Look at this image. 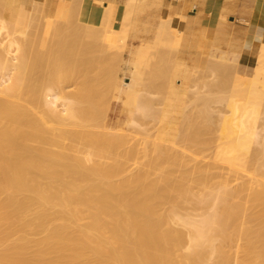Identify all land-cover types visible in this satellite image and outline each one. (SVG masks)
<instances>
[{
	"label": "bare ground",
	"instance_id": "6f19581e",
	"mask_svg": "<svg viewBox=\"0 0 264 264\" xmlns=\"http://www.w3.org/2000/svg\"><path fill=\"white\" fill-rule=\"evenodd\" d=\"M52 2L55 0H6L3 7L0 6V264H264V171L251 165L252 161L259 157L261 159V151L264 148V133H259L257 125L259 114H264V110L259 108L257 111L253 109L254 103L249 104L253 95L257 96L255 99L259 96L262 97L259 99L264 98V58L255 56L264 49V35L260 36L256 46L252 43L246 48L243 59L245 64H251L250 69L246 67L244 70H235L232 66L235 56L233 53L221 51L220 55H215L227 59L229 62L226 64L232 67L231 69L223 64V60L220 65L222 72L227 70L224 74L229 73V68L232 74H240L241 80L247 81L245 89H239L245 90L241 93L243 95H239L245 97L241 106L237 104L238 100L243 98H235L234 100H237L233 106L230 103L233 100L227 99V95L224 96V100L227 99L228 102L226 106L232 104L230 108L233 113L229 110V114L232 113L230 117L235 118V122L231 120L235 129L230 128L232 125L228 121L231 119L227 115L228 110L225 111L226 116H220L218 129L220 124L228 122L230 126L223 128L228 126L226 130L235 132L233 135L228 131L231 132L228 135L226 130L220 127L223 129L222 135H228L226 143L222 139L221 144L229 145L223 146L226 149L224 150L219 144L224 152L218 146L214 147L217 152L211 151L214 154L216 152V157L218 151H221L219 159L214 158L218 161L221 160L222 154L224 157L221 161L227 158L229 149L226 147L231 146L230 152L234 154L228 156L227 166L222 168L226 170L225 175L219 173L222 181H214L219 185L216 186L209 183L212 179L210 175L215 172L210 169L213 162L212 166L207 162L209 167L205 165L206 162H202L200 168L199 160L196 159V165L194 159L193 163L191 162L192 155L188 156L189 159L185 158L194 166L189 169V164L184 165L187 173L192 169L196 172L197 175L194 174L193 177L181 169L183 173L179 169L175 172L177 168L174 167L178 166L176 163L179 158L174 156L176 161L174 166L171 163L172 168L165 164L168 166L166 168H170H165L168 171L160 170V175L157 174L159 171L154 174L152 172L155 168L162 166L159 162L174 160V152L171 154L172 150L169 149L171 146L166 145L169 151L164 149L166 146L161 150V143L153 141L154 146H149L148 150L146 144L143 145V139L140 141L137 136L138 140L132 137L135 141L129 144L128 136L131 134L127 132L126 136L124 132L117 131L118 128L114 132L107 120L104 130H101L102 121V128L99 126V120L106 115L104 111L107 112L105 107L108 99L100 100V94L105 98L107 92H96L99 86L94 87H97L100 80L97 77L114 76L113 80L107 79L112 80L110 83L106 80L109 83H106V89H109L114 105L120 103L122 108L127 107L130 122H133L131 113L137 112L141 115L144 111L145 114L148 112L145 109H150L145 105L148 101L146 94H151V88L156 85L162 87L163 91V95L160 92L163 105L159 117L163 129L170 127L173 115L184 109L187 92L192 86L190 81L193 78V67L186 64L183 56L198 59L196 56L202 53L200 36L203 33L198 34V30L192 27L190 17L184 13L183 8H174L170 3L161 7V0H121V14L115 27L113 19L117 11V0H57L53 7ZM92 3L100 7L97 21ZM153 8L156 12L150 14ZM226 10L224 9V12ZM148 12L152 17H157V23L152 27L153 22L147 20L150 15L145 14L147 17L144 22H151L152 27H149L151 37L145 38L138 34L136 23L142 14ZM224 12L219 14L222 19L226 17ZM26 14L32 16L29 21L23 23ZM183 21H186L184 29ZM144 30L147 29H143L145 33ZM81 39H86L85 46L91 40L97 42L100 48L94 41L91 44L95 43V49H101V54L105 56L102 61L107 65L101 63V54H97L100 56L97 60L101 61H98L99 65L106 67V71L103 65V70L101 69L105 73L99 70L98 65V74L94 75L93 69L90 72L91 60L97 64V60L91 55L90 61H87L85 55L89 68L82 67L84 63L80 60L77 64L76 57L74 58L76 49L81 46L77 52L83 53L82 49L88 52ZM213 42L225 41L217 37ZM76 44L78 47L74 51ZM89 47L88 45V49ZM62 48L66 49L64 53ZM213 52L215 53L212 49L208 54L213 55ZM80 53L75 55H78L77 59H80ZM71 55L75 59L74 64L69 63V60L72 61ZM60 58L68 59V63L74 68L69 65L71 70H68L70 68L59 61ZM82 59L84 60V56ZM64 62L67 63L65 60ZM75 64L78 67L82 65L81 69ZM112 65L117 67L114 68L117 70L114 74H111ZM211 67L213 72L214 67ZM86 68L88 73L85 72ZM72 69H75V74ZM77 69L81 72L85 70L84 75L93 74L91 78L95 86L87 83V75V78H83L86 79L84 81L87 87L89 85L94 88L89 90L96 92L99 98L84 89L86 87L82 88L85 85ZM100 72L105 75L101 76ZM223 77L221 82L224 81ZM80 83L82 86H78ZM103 83L101 80L99 84ZM71 85L81 87L85 93L71 89ZM238 85L240 84L238 83L237 87ZM102 89L104 90L105 86L103 88L102 85L100 90ZM191 89L193 91L194 88ZM198 92L194 93V97L201 99ZM83 95L85 98L87 95L86 100L89 105L93 103L94 107L90 105L89 108L88 104H84ZM209 96L214 95L211 93ZM95 97L96 101L92 100ZM212 97L210 99L214 101ZM97 102L106 105L104 110L98 111L103 112L101 115L95 110V107L100 109L95 106ZM107 103L109 106V102ZM201 114L203 113H200V119L207 115L205 113L201 117ZM262 119L261 128H264V116ZM200 121L202 123L203 120ZM98 126L100 128H97ZM195 131L191 133L192 137L189 133L185 135L187 132L181 136L191 139L197 132L204 133L198 129ZM164 132L159 134V139H163L161 134ZM206 136L204 141L196 138V145L198 142L197 146L202 149ZM223 136L218 134L217 140L220 141ZM207 140L209 142L213 138ZM227 142H231V145ZM188 143L190 145V142ZM256 144L260 145V148L255 146ZM205 147L207 148V145ZM146 149L150 151V155L154 150V156L152 154L148 157ZM211 157L214 161L213 156ZM139 158H144V166L155 167L153 171L150 172L151 167L147 169L132 165L137 163ZM215 162L217 163L216 160ZM262 163L261 166L264 161ZM204 167H208L212 173L208 170L205 172ZM169 171L182 174L176 175L179 177L176 178L171 176ZM232 180L238 181L230 187L229 182ZM190 182L193 185L203 183L200 184L201 187L195 186L199 191L206 188L204 186H207L209 191H215L211 192L213 194L202 192V195L194 190L198 195H191L188 192L195 187L191 185L189 189L190 185L187 186ZM209 184L212 185L211 188ZM185 193L189 199L195 196L194 200L197 202H193L194 206L200 202H209L208 205L212 209L207 205L211 210L206 209L205 213L200 212L201 214L196 212L197 216L199 214L196 219L191 216L190 211L186 210L188 214L179 212L178 207L184 209L181 201L186 197ZM198 205L195 206L196 210ZM36 232L42 235L32 236Z\"/></svg>",
	"mask_w": 264,
	"mask_h": 264
},
{
	"label": "rangeland",
	"instance_id": "374dc122",
	"mask_svg": "<svg viewBox=\"0 0 264 264\" xmlns=\"http://www.w3.org/2000/svg\"><path fill=\"white\" fill-rule=\"evenodd\" d=\"M3 0H1L0 1V6H2L3 7V5H4V3H5V1L6 0H4V2H2ZM57 0H55V2H56ZM55 2H52V7L53 6H55L54 4H55ZM1 8V7H0ZM156 10V9H155ZM154 10V8L153 9H151L150 10V14H153V13H155L156 11ZM194 9H192V11H193ZM155 11V12H154ZM152 12V13H151ZM189 12H191V11H189ZM120 14H121V9H119L118 10V12L117 13H115V15H114V19H113V22H114V25H115V27L117 26V24H118V19H119V17H120ZM145 14H147V16L148 15H150L149 14V12L148 13H144V14H142L141 16H140V18L138 19V21H137V23H136V27H137V29L140 31V29L142 28V30L139 32L138 31V34L140 33L141 34V36L142 37H145V38H149V37H151V35L150 34H152L151 33V31L149 30L150 28H152V27H154L155 25H156V23H157V17H152L151 15L148 17L149 19H147V20H149V21H152L153 22V24H152V27H151V22H149V21H147V23L146 22H144V21H146L145 20V18L147 17ZM31 16L32 15H29V14H26L25 15V18H24V21H23V23H26L27 21H29V19L31 18ZM225 16H226V14H225ZM154 18V20H150V19H152V18ZM224 20H226L227 19V17H224L223 18ZM145 23H143V22ZM141 23V26H140V23ZM22 23V24H23ZM147 24V25H146ZM150 25V26H149ZM31 26H32V23H31ZM143 26V27H142ZM147 27V28H146ZM150 27V28H149ZM32 27H29V29H31ZM28 29V30H29ZM71 29H72V27H71ZM143 29H147V30H144V31H146L145 33L143 32ZM29 31H31V30H29ZM149 33V34H148ZM139 34V35H140ZM28 37H30V36H28ZM205 35L204 34H201V36H200V43H201V46H203V47H201L200 48V50H201V52L202 53H200L199 55H197L196 56V58H198L197 60H195V58H192V59H190L189 60V66L192 68L193 67V75H192V80L190 81V85H192L190 88H189V92H187V97H186V101H185V106L183 105V110H185V112H183V110H181V112H179V113H177V114H175V115H173V117L171 118V125H170V127H168V128H162L161 127V123H160V109H161V107H162V102H161V100H162V96L160 95V92L162 93V95H163V91H162V87H158L157 85L154 87V88H151V94H146L147 95V99L146 100H148L150 103H148V101H146V103H145V105H146V107H150V109H148V108H145V109H147L146 111H148V112H146V114H145V111H144V113L142 112V114L140 115L139 113H137V112H133V113H131L132 115V120H133V122L131 121L130 122V118H128V115L130 114L129 113V111L127 110V107L125 108V106H123V108H122V105L119 103V104H116V105H114L112 102H113V98H112V95H110L109 93V89L107 90L106 88L108 87V85L107 84H109L112 80H113V78H114V76L113 75H110L109 77H105L104 75H102V73H105V72H103L102 70L104 69V71H106L105 70V65H107V63H105V61H102V60H104L105 58V56H103L102 54H101V49H98V48H100L99 47V45L97 44V42L95 41V40H91V42L93 43V41L96 43V45L98 46V48L97 49H95V43L94 44H91V42L89 41V44H88V41L86 42L90 47H89V49H88V45L87 46H85L86 44L84 43L85 41H86V39H85V41L83 40L82 41V39H81V41H82V43H84L83 44V46H85V47H87V48H85V47H82V48H85V49H87L88 50V52H89V54H86V53H88V52H85V50L83 51V49H82V51L81 52H83V53H80V52H77V50H79L80 49V47H78L77 46V44H76V46L74 47V51H75V49H76V52H74V53H80V55L83 57L84 56V60L82 59V57L80 56V59H77V58H79L78 57V55L77 56H75L76 54H74V58L76 57V62H78L77 64H79L80 62H82V63H84L85 65L87 64L88 65V62L87 61H90L92 58H93V56H94V59L95 60H97V58L99 59V55L101 54V57L103 58H101L100 60L102 61H100V60H97V64H95V61H93V59L91 60V62L92 63H94L93 65H91L92 63H90V72H92L91 71V69H93V74L95 75V74H98L97 72H98V69L99 70H101L102 69V65L103 64H105V65H103V69L101 70L102 71V73L100 74L101 76H104V78L102 77H97V78H99L98 80H99V83H101V80H103V84H99L98 83V85H97V83H96V85H97V87H94V88H98V86H99V90L97 91L96 89V92H99V93H106L107 92V95H104V96H106L105 98H103V95L102 94H100V96H101V98H100V100L101 99H104V100H106L107 101V99H108V101L107 102H109V106H108V103L106 102V104H107V106L105 105V104H103V105H101L102 103L101 102H97V103H95V104H97V105H95V106H98V108H100V109H97L96 107H95V110L97 111V113H98V111L99 110H104L105 108H107L106 110H107V112L106 111H104L105 113H106V115L104 114V116H103V120L101 119V120H99V122H100V124H99V122H98V124H99V126L101 125V121L103 122L102 123V129L101 130H104L105 128H104V123L106 122V120H107V122H108V124H109V126H111L113 129L112 130H115L116 128H118V130L117 131H119L120 133L121 132H124V134H126V136H127V134L129 133V134H131V135H133V136H131V135H129L128 137H129V140H130V143L129 144H131V142L133 143L135 140H133L132 139V137L134 138V137H140V141L142 140V142H143V145L144 144H146L145 146L147 147V149L149 150V146L151 147V146H154V144H153V141H158V142H160L161 143V145H159V146H161L162 148H161V150L164 148V146H166V145H168V146H171V148L169 147V149H171L170 151L172 152L171 154H173V152H174V154L172 155V158H174V160L173 161H167V163H166V161H165V163H162V162H164V161H161V162H159L160 163V166H161V168L160 167H158L156 164H155V166L156 167H158L157 169L155 168V167H153V168H155V171L154 172H152V173H154V174H156L155 172H157V171H159V173L157 172V174H161V171L160 170H163V172H166V171H168V170H166V169H170V168H166V166L167 165H171V163H173L172 165L174 166V163H175V157H176V159H178L177 160V162L178 163H176V164H178V166H176L175 165V167L174 168H177V170H175V172H177L178 171V169H179V171H181V170H183V172L184 173H187V169L185 170V166L187 165L188 166V164H189V169L190 168H192V166H193V164L191 165V163H189V162H187L186 160L187 159H189V157L188 156H190V155H192L193 156V158H192V156H190L191 157V162H192V160L194 159V165H196V163L195 162H197L198 160L201 162V163H199L200 165H199V167L201 168V166H202V162L203 163H205L206 162V164L205 165H209V164H207V162L209 161L210 162V164H211V162H213L212 164H213V166H212V164H211V166L212 167H210V169H212V172H213V169H214V171L215 172H213V175L211 176L210 175V177L212 178L211 180H210V178H208V181L210 180V182L209 183H211V184H214V185H216L217 183H219V181H220V183H221V181H222V177L220 176V174L221 175H225V172H226V170L225 169H223L222 170V168L223 167H225V166H227V163H228V156L230 155V154H234L233 152H230V148H231V146H230V148L229 147H226V148H228L229 150H228V153H227V160L226 159H224V161H221L222 160V158L224 157V155L222 154V158L220 157V159L221 160H217V159H219V156H221V151L219 150L220 148H221V150H222V152H224V150H226L224 147L226 146V145H229V144H225L226 142H225V140L227 141V136L229 135V133L231 134V132H232V130L231 129H229V130H226L227 128H229L228 126H230V125H232V124H234L233 122H235V120L233 121V119H235L233 116L234 115H232V117L233 118H231L230 116H231V114L233 113L232 112V108H230V106L232 107V104L233 103H235L236 102V100L237 99H240V98H243V99H240V100H242V101H240V100H238V106L240 105H242L243 103L242 102H244V96H239V95H243V94H241V93H243L242 91H244L245 92V90H240L239 91V89L240 88H242V89H245V86L247 85V81L246 80H241V78L239 77V75L237 74H232V67H230V66H228L229 64H226L227 62H229L227 59H222V58H220V57H215V55L217 54V55H220V53H221V51H223L224 53H233L235 56H234V60H233V62H232V66H233V68L235 69V70H239L241 67H240V65H241V61H244V59H243V57H244V54H245V52H246V46H241V45H235V47H234V45L232 46L229 42L227 43V45H229V46H232L229 50H223V46H224V44L223 43H225V42H220V43H217V42H211V43H206V39H205ZM80 40V39H79ZM79 40H77V41H79ZM77 43V42H76ZM80 43V45H81V42H79ZM91 44V45H90ZM79 45V44H78ZM245 45V44H244ZM92 48V49H91ZM216 48V49H215ZM213 49V51H215V53L213 52V55H210V54H208V52L209 51H211ZM63 50V53H64V51H66V49L64 50V48H62L61 49V51ZM99 50V51H98ZM97 51V52H96ZM98 52H99V55H97L98 54ZM92 53V54H91ZM83 54V55H82ZM85 55H87V61H85ZM92 56V58L90 59L89 57H91ZM96 55H97V57H96ZM255 56L256 57H259V59H262V58H264V49L263 50H261V51H259V52H257L256 54H255ZM70 58H72V61L71 60H69V63H73L74 64V62H75V59L73 58V56L71 55V57ZM209 58V59H208ZM216 58H217V60H216ZM61 59V58H60ZM89 59V60H88ZM206 59H208V60H206ZM222 59V60H221ZM64 60L67 62V63H65L64 62ZM78 60V61H77ZM79 60H80V62H79ZM216 60V61H215ZM223 60L225 61V62H223ZM59 61H62L63 62V64H67V66L70 68V66L69 65H72V64H69L68 63V59L66 60V59H61V60H59ZM71 61V62H70ZM98 61L99 62H101V63H103V64H101V65H99V63H98ZM214 61V62H213ZM220 63H219V62ZM186 62V61H185ZM204 62H205V64H204ZM209 62V63H208ZM222 62H223V64L225 63L226 65H227V67H229V68H231V69H229V68H227L228 69V71H229V73L228 74H224V73H227V70H226V72L223 70V72H222V70L221 69H223L222 67H221V65L220 64H222ZM262 62H264V61H262ZM84 64H82V65H80V66H82V67H88L87 65L86 66H84ZM99 66V68H98V66ZM211 65L214 67L213 68V72H212V70H210L212 67H211ZM67 66L66 65H64V67H65V69H67ZM75 66H77L76 64H75ZM80 66L78 67V69H81L80 68ZM95 66H97V67H95ZM113 66V71L111 70V74H114V73H116V69H117V67L115 66V65H112ZM115 66V67H114ZM195 66V67H194ZM205 66V67H204ZM211 68H210V67ZM72 68H74L73 67V65L71 66ZM77 67H75V68H77ZM96 69H95V68ZM105 67V68H104ZM223 67H224V65H223ZM89 68V67H88ZM98 68V69H97ZM114 68H116V69H114ZM197 68H199V69H197ZM201 68V69H200ZM208 68V69H207ZM225 68H226V66H225ZM76 70V71H78V72H80V74L82 75L81 77L83 78V76H85L86 78H87V76H88V80H87V83H89V85H91V86H95V82H92L93 80H92V78L91 77H93L92 75V73L90 74V72H89V74L91 75H84L85 73H84V71L85 70H83L82 72L81 71H79V70ZM111 69H112V67H111ZM205 69H207L206 71H205ZM218 69H219V71H218ZM68 70H71V68L70 69H68ZM73 70V69H72ZM116 70V71H115ZM197 70V71H196ZM220 70H221V72H220ZM75 71V69L73 70V72ZM115 71V72H114ZM209 71V72H208ZM77 72V73H78ZM85 72H87L88 73V69L86 68V71ZM95 72V73H94ZM197 72V73H196ZM211 72V73H210ZM214 72H215V74H216V76H215V74H214ZM231 72V73H230ZM202 73V74H201ZM222 73V74H221ZM74 74H75V72H74ZM200 74H201V76H200ZM232 74V75H231ZM76 75H78V74H76ZM206 75V76H205ZM208 75V76H207ZM212 75H214V76H212ZM232 76V78L230 77V76ZM223 77V82H221L222 81V77ZM80 77V76H79ZM80 77V78H81ZM90 77V78H89ZM204 77V78H203ZM212 77H213V79H212ZM241 77H243V75L241 76ZM79 78V79H80ZM96 78V76H94V80H96L95 79ZM108 78H110V79H112V80H107ZM211 78V79H210ZM226 78H228V79H226ZM238 78H240V79H238ZM84 79L85 78H83V84L85 85V86H82V84L80 83L78 86H82V88L83 87H86V88H84V89H86L87 91L90 89V90H93L94 88H91V86H89L88 85V87L86 86V84H85V81H84ZM216 79H218V80H216ZM230 79H233V80H230ZM86 80V79H85ZM106 82H105V81ZM89 81V82H88ZM156 81H158V79H156ZM237 82V83H235V82ZM96 82H97V80H96ZM197 82V83H196ZM216 82H219V83H216ZM231 82L233 83L232 85H231ZM107 83V84H106ZM193 83H195V84H193ZM214 83V84H213ZM223 83H225L226 85H224ZM229 83V84H228ZM234 83L236 84V85H234ZM240 84V85H238V87H237V84ZM105 84V85H104ZM103 85V88H104V86H105V89L103 90L102 89V91L100 90V87ZM217 85H222L223 87H218ZM228 85V86H227ZM230 85V86H229ZM234 85V86H233ZM74 87V86H72L71 85V89H78L79 91L82 89L81 87ZM160 86V85H159ZM74 87V88H73ZM198 87V88H197ZM229 87H231V89L229 88ZM234 87V88H233ZM88 88V89H87ZM191 88H194L193 89V91H199L198 93H199V95H200V97H201V99H197V98H195L194 96H195V92H193L192 91V89ZM196 88V89H195ZM201 91H200V90ZM223 91H222V90ZM89 90V92H91L92 93V95H95L97 98H99L98 97V94L96 93V92H94V91H90ZM214 90V91H213ZM226 90H228V91H226ZM238 90V91H237ZM154 91H155V93H154ZM158 91V92H157ZM216 91V93H214ZM226 91V92H225ZM81 92H82V90H81ZM191 92V93H190ZM236 92H237V94H236ZM239 92V93H238ZM83 94L85 93L84 92V90H83V92H82ZM91 93H89V94H91ZM154 93V94H153ZM211 93L215 96H209V95H211ZM234 93V94H233ZM229 94H230V96H229ZM108 95H109V98H111V99H109L108 98ZM202 95V96H201ZM205 95V96H204ZM226 95H227V97H226ZM233 95V96H232ZM236 95H237V97H236ZM90 96V95H89ZM161 96V97H160ZM193 96V97H192ZM208 96V97H207ZM218 96V97H217ZM223 96V97H222ZM224 96L228 99L229 98V100H233V102L231 101L230 103H232V104H229L228 105V107L230 108H228L227 106H226V103L228 104V102L226 101V100H224ZM229 96V97H228ZM93 98L92 100H95V99H97V98ZM206 98V100H204L205 98ZM212 97V99L214 98L215 100L213 101V100H211L210 98ZM255 97L257 98V96H254L253 95V97H251L252 98V100H251V102L249 103V99H248V103L249 104H251L252 105V103H254L253 104V109H255V110H257V109H259V108H261V109H259V110H264V98L263 99H259V98H262V97H260L259 96V98L258 99H255ZM264 97V96H263ZM83 98H84V104L85 105H87V106H89V108H90V105H92V107H94L93 105V103L92 104H90L89 105V103H88V100H86L87 99V95H86V98H85V95H83ZM90 98H92V97H90ZM150 98V99H149ZM161 98V99H160ZM195 98V99H194ZM208 98V99H207ZM235 98H237L236 100H234ZM216 99H217V101H216ZM92 100H91V102H92ZM158 100V101H157ZM211 100V101H210ZM228 100V101H229ZM96 101V100H95ZM98 101V100H97ZM196 101V102H195ZM205 101V102H204ZM235 101V102H234ZM239 101H240V103H239ZM247 103V104H248ZM186 104H187V106L188 107H186ZM197 104V105H196ZM210 104V105H209ZM152 105V106H151ZM190 105V106H189ZM191 105H192V107H191ZM206 105V106H205ZM106 106V107H105ZM233 106H235V104H233ZM105 107V108H104ZM155 107V108H154ZM159 107V108H158ZM185 107H186V109H185ZM197 107V108H196ZM202 107V108H201ZM187 108L189 109V110H187ZM200 108V109H199ZM207 108V109H206ZM211 108V109H210ZM196 109H198V110H196ZM226 109V110H225ZM94 110V109H93ZM92 110V111H93ZM200 110H201V112H200ZM202 110H203V112H202ZM205 110H207V111H205ZM223 110V111H222ZM228 110V111H227ZM229 110H230V112H232L231 114H229L230 112H229ZM96 111H95V113H96ZM150 111V112H149ZM191 111V112H190ZM199 111V112H198ZM213 111V112H212ZM225 111H227V115H229V119L230 120H228V119H226V120H228V121H230L229 123H231L230 125L228 124V122H226L227 124H220V126H219V129H218V122L220 121L219 119L221 118L220 116H222L223 114V116H226V114H225ZM258 111V110H257ZM183 112V113H182ZM193 112V113H192ZM194 112H197V113H195L194 114ZM96 113V114H97ZM152 113V114H151ZM182 113V114H181ZM189 113V114H188ZM200 113H203V114H207V115H205V116H203L202 117V115L203 114H201V119H200ZM221 113V114H220ZM94 114V113H93ZM101 114H103V112H99L98 113V115H101ZM155 115V116H154ZM196 116L197 118H194V116ZM199 116V117H198ZM211 116V117H210ZM214 116V117H213ZM263 116H264V114L263 113H261V114H259V117H258V123H257V125H258V131H259V133L261 134H263L264 132V128H261V125H262V122H263ZM100 117V116H99ZM98 117V118H99ZM186 117H188V118H186L187 120H185V118ZM194 119H193V118ZM228 117V116H227ZM101 118V117H100ZM159 118V119H158ZM203 120L202 121V123H201V121L199 120ZM188 119H190L189 121H188ZM204 119H206V120H204ZM182 122H181V121ZM184 120V121H183ZM215 120V121H214ZM219 120V121H218ZM231 120L233 121V122H231ZM204 121H206V122H204ZM126 122V123H125ZM188 122V123H187ZM191 122H194L195 124H193V123H191ZM213 122V123H212ZM216 122H217V124H216ZM180 123H182L181 125H180ZM187 123V124H186ZM191 123V124H190ZM201 123V124H200ZM221 123V122H220ZM175 124V125H174ZM187 125V127H186V125ZM207 124V125H206ZM126 125V126H125ZM185 125V126H184ZM222 125V126H221ZM224 125V126H223ZM226 125H228L227 126V128H223V127H225ZM96 126V125H95ZM97 127V128H100V127ZM129 126V127H128ZM183 126H184V128H183ZM203 126H205V127H203ZM209 126L210 127V129H209V127L207 128V127ZM182 127V128H181ZM189 127L193 130V131H195V132H197V129H198V131L200 130V132H202V131H204V133H199V132H197L196 133V135L193 137V138H191L190 139V137H192V135H191V133H193V131H191V129L189 130ZM198 127V128H197ZM199 127H201V128H199ZM203 127V128H202ZM220 127H222L223 129H225L226 130V134H228V135H222V128H220ZM233 127V129H235V127H234V125H232L230 128H232ZM95 128V127H94ZM187 128V129H186ZM196 128V129H195ZM96 129V128H95ZM121 131H120V130ZM127 129V130H126ZM185 129H186V131H185ZM262 129V130H261ZM99 130V129H98ZM178 130H180V131H178ZM202 130V131H201ZM218 130H220L221 131V133L218 131ZM261 130V131H260ZM165 131V132H164ZM182 131V132H181ZM228 131H231V132H228ZM234 132H235V130H233ZM114 132H116V130L114 131ZM128 132V133H127ZM136 132V133H135ZM161 132H164L163 134H161L162 135V137H163V139H159L158 137H159V134L161 133ZM185 132H187L186 134H185ZM209 133L210 134V136H209V134H207V133ZM218 132V133H217ZM234 132H232V134L234 135ZM188 133H189V136L190 137H186L187 138V140H188V142H190V145H189V143L187 142V140H186V138H183V136H181V135H188ZM243 133V132H242ZM212 134L214 135L213 137H212ZM218 134L220 135L221 134V136H223V137H220L219 139H220V141L219 140H217V136H218ZM243 134H245V133H243ZM243 134H240V135H243ZM261 134V135H262ZM205 135H207L206 136V142H203V143H205L203 146H201V147H203V149L202 148H200L199 146H197L199 143L197 142V145H196V141H197V137H198V139L200 140V139H203V138H205ZM246 135V134H245ZM199 136H202V138L201 137H199ZM136 137V138H137ZM180 137V138H179ZM185 137V136H184ZM224 137H225V139H224ZM227 137V138H226ZM233 137V136H232ZM231 137V138H232ZM246 137L248 138V136L246 135ZM138 138L136 139V140H138ZM145 138V139H144ZM181 138H183V140L185 139V141L183 142V140L181 139ZM211 138H213V140L211 141H209V142H207L208 140L207 139H211ZM230 138V137H229ZM230 138V139H231ZM135 139V138H134ZM177 139V140H176ZM192 139H195L194 141L192 140ZM223 139V140H222ZM233 139V138H232ZM231 139V140H232ZM133 140V141H132ZM175 140V141H174ZM182 142H181V141ZM198 140V141H199ZM215 140V141H214ZM223 142H225L224 144H221V142L222 141ZM229 140V139H228ZM202 141H204V139L202 140ZM173 142V143H172ZM232 142V141H231ZM231 142H227V143H230V145H231ZM193 143V144H192ZM202 143V142H201ZM210 144V145H208V144ZM214 143H216V144H214ZM151 144H153V145H151ZM159 144V143H158ZM214 144V145H213ZM218 144V145H217ZM219 144H221L222 145V147L224 148V150L222 149V147H220L219 146ZM207 145V148L205 147ZM193 146V147H192ZM213 146V147H212ZM215 146H218V147H220L218 150L220 151H218V157H216L217 156V154H216V152H217V150L216 149H214V147ZM255 146H258L259 148H260V145H258V144H256ZM145 147V148H146ZM172 147H173V149H172ZM195 147V148H194ZM217 147V148H218ZM152 148H154V147H152ZM213 148V149H212ZM146 149V150H147ZM151 149V148H150ZM164 149H166L167 151H169L168 150V148H167V146H166V148H164ZM204 149H206V150H204ZM148 150L146 151V153L148 152ZM153 150V149H152ZM202 150V151H201ZM205 152H204V151ZM209 150V151H208ZM213 150H216V152H215V154L212 152ZM264 148L262 149V151H261V154H262V156H261V159H260V157H259V159H256V160H254L255 161V163H254V161H252L250 164L253 166H257L258 168L260 167L261 168V170L262 171H264V165H262L261 166V164H263L262 162L264 161L263 159H264ZM164 151V150H163ZM196 151H198V152H196ZM176 152H178L177 154H176ZM202 152V153H201ZM208 152V153H207ZM211 152V153H210ZM236 152V151H235ZM263 152V153H262ZM179 153L181 154V156H179ZM194 155H193V154ZM153 154V155H152ZM152 156H154V154H155V152H154V150H153V152H152ZM206 154V155H205ZM208 154V155H207ZM210 154H212L211 156H213V159L216 157L217 159H214V161H212V157L210 156ZM214 154V155H213ZM220 154V155H219ZM148 157L149 156H151L150 155V151L148 152ZM182 155H184L183 157H182ZM202 155H204V156H202ZM175 156V157H174ZM178 156V157H177ZM196 158H195V157ZM202 156V157H201ZM188 157V158H187ZM208 157V158H207ZM211 157V160L209 159ZM185 158H187L186 160H185ZM200 158H202L201 160H200ZM143 160H144V158H142ZM141 158H139V159H137V163H135V164H132V165H136V166H143L144 168H147V169H151L152 167L151 166H148V165H146V166H144V164H143V160H142ZM196 159H197V161H196ZM215 160L217 161V163L215 162ZM258 160H259V162H258ZM145 161V160H144ZM183 161L184 162H186V163H183ZM190 161V160H189ZM226 161V162H225ZM260 161H261V163H260ZM192 162V163H193ZM214 162H215V164H214ZM222 162H224V163H222ZM257 162V163H256ZM259 163V164H258ZM165 164H167L166 166H165ZM186 164V165H185ZM218 164H225V165H218ZM248 165H249V163H247ZM180 165V166H179ZM185 165V166H184ZM246 165V164H245ZM203 166H204V164H203ZM253 166V167H254ZM133 167V166H132ZM135 167V166H134ZM151 167V168H150ZM168 167V166H167ZM171 167V166H170ZM209 167V166H208ZM208 167H204V171L205 172H208V171H210L211 172V170H209L208 169ZM249 167V166H248ZM256 167V168H257ZM153 168H152V170H150V172L151 171H153ZM163 168V169H162ZM166 168V169H165ZM172 168V167H171ZM193 168H194V166H193ZM220 168V169H219ZM251 168V167H250ZM255 168V167H254ZM259 168V169H260ZM135 169V168H134ZM165 169V170H164ZM181 169V170H180ZM203 169V168H202ZM201 169V171H203ZM174 170V169H173ZM198 170V169H197ZM208 170V171H207ZM219 170H220V172H219ZM222 170V171H221ZM133 171V170H132ZM170 171H172V170H170ZM169 171V173L171 174V176L173 175L174 177L176 176V175H178V176H180V174H182V173H175V172H170ZM204 171H203V173H204ZM194 172V173H193ZM211 172V173H212ZM222 172V173H221ZM191 173V174H190ZM193 173V174H192ZM196 172L195 171H193V169H192V171H190V172H188L187 174L188 175H191V176H193L194 177V174H195ZM198 173V172H197ZM220 173V174H219ZM249 173H251V172H249ZM154 174H152V175H154ZM215 174V175H214ZM217 174V175H216ZM248 173H246V175H247ZM152 175H151V177H152ZM195 175H197V174H195ZM249 175H251V174H249ZM150 176V175H149ZM156 176V175H155ZM178 176H176V178L178 177ZM209 176V175H208ZM214 176V177H213ZM179 178V177H178ZM213 178H214V180H213ZM216 178H217V180H216ZM220 178V179H219ZM262 179H264V178H262ZM214 181H218L217 183H214ZM235 181H238V180H232V182H229L230 184H229V186L231 187V186H234L235 184H236V182ZM213 182V183H212ZM188 182H186V184H187ZM192 182H190L189 184H188V186L187 187H189V185H190V188L189 189H191V185H193V184H191ZM200 184H203V183H199V185ZM207 184V183H206ZM199 185H197L196 183H194V187L195 186H199ZM204 185H205V183H204ZM203 185V186H204ZM210 185V184H209ZM214 185H213V187H214ZM218 185V184H217ZM216 185V186H217ZM192 186V187H193ZM211 186L212 185H210V187L209 188H211ZM219 186V185H218ZM200 187H201V185H200ZM204 187H206V188H203V190L202 191H199L198 189H196V187L195 188H193L191 191H193V192H191V191H189L188 193L189 194H191V195H195L196 194V192L195 191H197V193H198V191L200 192V194H202V192H205L206 194H208V192L209 193H211L213 190L215 191V189H210V191H209V189L207 188V186H204ZM198 188V187H197ZM217 188V187H216ZM195 190V191H194ZM213 191V192H214ZM174 192V191H173ZM211 194H213V193H211ZM185 195H186V193H185ZM191 195H188V196H191ZM196 195H198V194H196ZM203 195V194H202ZM205 195V194H204ZM184 198V200L182 199V205H183V207H184V209L181 207V208H179L178 207V209L180 210L179 212H184V213H187V211L189 212V213H191V216L192 217H194L195 219L196 218H198L199 217V214H201L200 212H202V213H205L204 211H206V209H207V211H210L211 209H212V207L210 206V205H208V203L209 202H207V204H205V203H203V202H200V203H197V205H198V208H197V210H196V207H197V205H195L194 206V203L193 202H195V200H196V198H195V196L194 197H190V199L189 198H187V195H186V197L184 196L183 197ZM187 198V199H186ZM194 201H193V200ZM211 201V200H210ZM181 202H179V203H181ZM197 202V201H196ZM195 202V203H196ZM193 205V206H192ZM206 205V206H205ZM207 205L208 206H210V208L208 207L207 208ZM201 206V207H200ZM195 207V208H194ZM200 207V208H199ZM177 208V207H176ZM193 209V210H192ZM195 209V210H194ZM187 210V211H186ZM192 210V211H191ZM178 212V211H177ZM199 213L198 214V216L196 215L197 213ZM182 213H181V215H182ZM192 213L195 215H192ZM188 214V213H187ZM183 215H186V214H183ZM40 235H42V233H40V232H36L35 234H33L32 236H34V237H39Z\"/></svg>",
	"mask_w": 264,
	"mask_h": 264
},
{
	"label": "crops",
	"instance_id": "0c3cea01",
	"mask_svg": "<svg viewBox=\"0 0 264 264\" xmlns=\"http://www.w3.org/2000/svg\"><path fill=\"white\" fill-rule=\"evenodd\" d=\"M120 1L117 0L118 6L116 13L121 9ZM169 3L174 8H183L184 13L190 17L189 22H191L192 27L198 30V34L203 33L206 36V43L213 42L217 37H221L226 41L223 43V50H229L233 45L235 47L238 44L242 47L246 46V48H249L252 43L253 46H256L260 36L264 35V0H161V7ZM93 5L96 12L94 17L95 21H97L100 7L95 3H92ZM194 5H196L195 8H193ZM192 9L194 10L192 11ZM224 9H227L226 12H224ZM220 12L226 14V20L219 17ZM185 25L186 21H183V29ZM228 42L232 46L227 45ZM183 57L186 64L190 65V58L186 55ZM250 66L251 64L248 65L244 61H241V70H244L246 67L250 69Z\"/></svg>",
	"mask_w": 264,
	"mask_h": 264
}]
</instances>
